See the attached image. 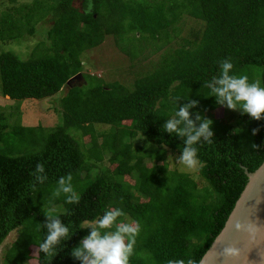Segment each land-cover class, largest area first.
<instances>
[{
    "label": "trees",
    "instance_id": "trees-1",
    "mask_svg": "<svg viewBox=\"0 0 264 264\" xmlns=\"http://www.w3.org/2000/svg\"><path fill=\"white\" fill-rule=\"evenodd\" d=\"M73 1L35 0L14 9L20 16L4 12L0 17L1 39L20 45L36 33V23L47 13L52 21L48 42L27 45L26 57L0 51L1 94L17 101L43 99L67 88L53 126L10 123L0 112V245L11 230L24 225L5 260L15 262L11 252L25 238L36 253L28 248V254L17 257L18 264L30 258L36 264H79L71 252L88 232L80 225L120 208L126 214L122 220L130 218L141 227L129 264H197L247 183L245 169L253 171L264 160V147L251 146L264 145V121L239 113L223 132L214 131L212 143L196 145L199 179L167 167V152L179 156L183 141L162 126L189 99L200 101L193 113L219 108L215 97H206L210 89L204 85L219 75L223 59L233 63V71L246 64L261 66L264 87V0H81L85 10ZM183 15L200 19L202 31L180 38L162 61L134 80L133 89L119 81L94 82L96 75L82 72L83 52L107 34L119 45V39L136 33L147 38L144 42L154 41L158 52L171 44ZM80 78L85 82L78 84ZM95 124L109 130L95 132ZM136 136L142 145H134ZM107 154L113 168L104 166L91 179L90 171L96 172ZM146 158L161 163L146 167ZM38 163L44 164L47 180L33 187L31 173ZM134 173L130 184L125 176ZM68 175L79 203H67L63 194L49 197L58 179ZM136 191L147 198L141 201ZM57 204L65 210L53 213L70 228L72 238L62 241L57 255L48 256L39 250L47 236L44 213ZM28 222L31 226L25 227Z\"/></svg>",
    "mask_w": 264,
    "mask_h": 264
},
{
    "label": "rangeland",
    "instance_id": "rangeland-1",
    "mask_svg": "<svg viewBox=\"0 0 264 264\" xmlns=\"http://www.w3.org/2000/svg\"><path fill=\"white\" fill-rule=\"evenodd\" d=\"M35 0H0V17L4 12H10L14 16H20L22 12H19L17 9L25 4H32ZM50 1V0H45ZM48 2H45L44 5H48ZM73 5L78 7L79 10H85L82 6L81 0H74ZM90 10V7H89ZM51 14L47 13L45 17L40 19L36 23V33L34 35H27L26 44H17L16 41H3L1 38L5 37V33L3 32V36L0 35V51L1 50H13L16 54H18L21 58H24L29 53V48L27 45L32 46L35 41H46L47 39V29L50 27L52 21L50 20ZM3 18V17H2ZM1 21V18H0ZM174 33L176 30V36L172 40L171 44H167L164 48L158 52L153 51V46L155 44L154 41L144 42V36H139L135 34H129L121 39H119V45H116L115 38L112 34H107L105 36L104 41L93 47L91 49L85 50L81 56L83 60V68L82 72L89 73L92 75H96L91 77L92 81L103 80L105 82L119 81L124 84L127 88L133 89L134 80L139 76L144 75L145 73L151 71L155 64L160 62L162 55L171 52L175 46L179 44V39L184 36H189L190 32L196 31L201 32L204 28V23L200 19H193L188 15H183L181 17V21L177 23L174 27ZM0 29L2 31V25H0ZM0 31V33H1ZM172 38V36H171ZM23 41V40H21ZM181 41V40H180ZM157 43V42H156ZM162 61V60H161ZM261 72L262 67L256 64H246L237 67L233 74L235 75H246L249 78L250 82H254L256 80L260 81L261 84ZM85 80L80 78L77 83L82 84ZM262 86V84H261ZM66 87L56 94L46 97L43 99H35V98H27L24 100H13L8 96H4L0 92V112H3L7 116V121L13 123L15 120H20V123L23 125H43L44 127H50L58 123V118L60 116V98L66 92ZM238 112L228 110L224 107L219 106L216 110H208L204 112V116L210 118L214 121L212 127L216 132H223L225 127L229 124H234L238 117ZM95 132L108 131L109 126L106 124H95L93 127ZM89 136H84V140L87 141ZM101 141V138H98V142ZM249 143V142H248ZM142 139L136 136L134 141V145H142ZM109 155H105L103 157L102 162L99 164V168L95 172L94 169L90 171V178H94L98 170L102 169L104 166H110L113 168V164L109 162ZM176 154L167 152L165 156V162L167 163V167L169 169L177 168L180 171H185L191 174V176L195 179L200 178V174L197 169H188L184 165L178 163V158ZM92 163L91 160L88 161ZM160 164L161 162L150 158L145 159V166H150L151 164ZM127 182L134 183L135 173L132 176L126 175ZM205 184L206 181L202 179ZM89 181V180H87ZM79 182V186L83 188L85 186V180ZM52 188L51 193L49 192V197L52 198L53 192L56 189ZM138 197L141 201L147 198L146 195L141 194L139 191H136ZM78 195V194H77ZM58 209V210H57ZM65 210V207L62 204H57L53 206L51 209L52 212H62ZM127 222H132L130 218H126ZM19 226L13 230H11L6 238L2 241L0 245V260L1 264H18L17 257L21 255L28 254V242L26 239H22L21 242L15 247V250L11 252V257L15 261L13 263H9L5 260V254L13 242L19 235L21 228ZM31 223H26L25 227H30ZM28 243V244H27ZM31 254L36 253V247L31 246ZM21 264H36L35 259L30 258Z\"/></svg>",
    "mask_w": 264,
    "mask_h": 264
},
{
    "label": "clouds",
    "instance_id": "clouds-1",
    "mask_svg": "<svg viewBox=\"0 0 264 264\" xmlns=\"http://www.w3.org/2000/svg\"><path fill=\"white\" fill-rule=\"evenodd\" d=\"M233 69L234 65L229 59L220 61L219 75L204 85L210 89V95L206 97H215L218 106L247 115L251 120L264 121V87L259 80L250 82L246 75L233 74ZM199 104L197 99L187 100L179 107L175 116L167 119L162 126L164 132L175 134L174 136L183 141V148L177 158L178 163L193 170L202 167L196 145L202 141L210 144L215 136L212 127L214 121L202 115L200 111H190L198 108ZM258 131V128L253 129V135ZM251 146L254 149L264 147L256 143ZM31 175L34 177L33 187L36 182L44 183L47 180L44 164L38 163ZM71 181V175L60 177L53 196L59 197L63 194L67 203H79L80 197ZM44 216L47 236L39 245V250L48 256H55L62 241L70 240L72 234L70 228L52 211H45ZM125 216L122 209L112 208L105 211L98 220L83 222L80 229H87L88 232L80 239L78 246L72 249V258L79 261V264H129L141 227L138 222L122 220L121 217ZM234 253L233 248L225 249L227 256ZM168 264H184V261L170 260ZM189 264H192V261H189Z\"/></svg>",
    "mask_w": 264,
    "mask_h": 264
},
{
    "label": "water",
    "instance_id": "water-1",
    "mask_svg": "<svg viewBox=\"0 0 264 264\" xmlns=\"http://www.w3.org/2000/svg\"><path fill=\"white\" fill-rule=\"evenodd\" d=\"M245 172L247 183L197 264H264V160L255 170ZM226 248L235 253L227 256Z\"/></svg>",
    "mask_w": 264,
    "mask_h": 264
}]
</instances>
